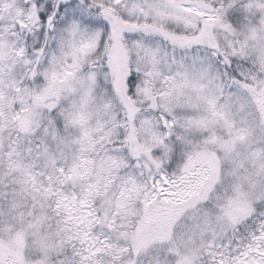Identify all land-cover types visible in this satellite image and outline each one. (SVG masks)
Listing matches in <instances>:
<instances>
[{"label":"snow or ice","instance_id":"6c2138e0","mask_svg":"<svg viewBox=\"0 0 264 264\" xmlns=\"http://www.w3.org/2000/svg\"><path fill=\"white\" fill-rule=\"evenodd\" d=\"M0 264H264V0H0Z\"/></svg>","mask_w":264,"mask_h":264}]
</instances>
